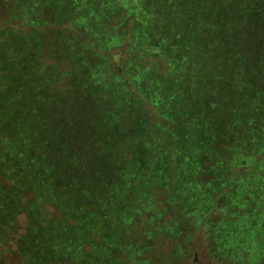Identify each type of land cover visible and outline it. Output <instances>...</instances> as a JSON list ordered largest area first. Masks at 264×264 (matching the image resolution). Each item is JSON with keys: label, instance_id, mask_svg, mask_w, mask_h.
Returning <instances> with one entry per match:
<instances>
[{"label": "rangeland", "instance_id": "rangeland-1", "mask_svg": "<svg viewBox=\"0 0 264 264\" xmlns=\"http://www.w3.org/2000/svg\"><path fill=\"white\" fill-rule=\"evenodd\" d=\"M0 30L2 264L24 260L32 208L65 234L59 264L118 262L103 231L132 212L155 264H263L264 0H0ZM91 184L117 212H90Z\"/></svg>", "mask_w": 264, "mask_h": 264}, {"label": "trees", "instance_id": "trees-1", "mask_svg": "<svg viewBox=\"0 0 264 264\" xmlns=\"http://www.w3.org/2000/svg\"><path fill=\"white\" fill-rule=\"evenodd\" d=\"M12 1L13 0H7L8 4H12ZM4 3L6 4V2H4ZM49 15H51V12H49ZM7 29H5V30H7ZM127 52H128V49H127ZM109 70H110V68H108L106 71H109ZM106 71L103 72L104 75H105ZM95 80H97V79H95ZM120 81H121V83L125 81V79L123 78V74L120 75ZM111 85H116L114 79H112ZM92 88H94V87H92ZM92 88L87 89L88 91H87V94L85 96L86 101L91 102L94 100L93 98H95V91ZM84 90H83V92H84ZM135 92L136 91H134V94H135ZM109 93H110V90L105 91L106 96H108ZM82 96H83V93H82ZM143 109H145V108L142 107L139 109H134V110H132V111H134V113L132 111L131 112L133 113L134 117L141 118ZM123 114L125 115L126 113H123ZM126 133H129L130 138L133 139L132 134L135 133L134 130H130V132L126 131ZM149 133H151V130H149ZM118 141H119V139H118ZM100 145H101V143L97 144L96 150L98 148H100ZM84 146H86L85 140H82L81 143L73 146V151L76 152L79 150V148H82ZM83 151L85 152V155L81 156V159H84L87 161L89 160V158H92L93 154H95V152L90 151L89 147L83 148ZM128 153H129V150H128ZM126 164H129V163H125L124 166ZM44 166H46L45 163H44ZM128 169H129V171H131V170L133 171L131 166ZM139 176L141 178H143L145 175L139 174ZM2 178H4V177H2ZM8 183H10V182L6 181V179H5V181H3L4 185H6ZM31 186H32V184H31ZM89 189H90L89 192L91 194V196L89 198L92 201V208L90 209V212H117V211H109L108 202H110L112 200V196L107 194V196L104 197V200H103V207H101L100 203L96 200L97 197H95V195L98 192V188H96L93 184H91L89 186ZM4 190H9V188H7V186H6V188H4ZM36 195H37L36 193H30L31 199H33ZM104 202H106V203H104ZM22 204H24L23 201H22ZM46 205H48V204H46ZM96 205H97L98 210L96 209ZM23 206H25V205H23ZM46 208L45 209L47 212H55V213H58L59 212L58 210L60 209L58 204H57V206L48 205V206H46ZM16 209H19V205H17V204H15L13 206V210L15 211ZM33 211H34V208L29 210V212L24 210V212L27 214V216L29 218L28 219L29 224L27 226L26 235L24 237H22L19 241V250L18 251H19V254L24 258V260L20 264H59L63 260H65V261L71 260V261L75 262L68 255L64 258H62L61 255H59L60 253H64L63 250L65 249L64 246H61L62 244L66 243L65 242L66 237H65V234L63 231H60L59 229L55 228V226L52 225L50 222L44 223L40 226H37V222L39 220H41L43 218L53 220L54 219L53 216L47 217L45 214L41 215L42 214L41 212H33ZM5 212H6V210L1 209V207H0V224L1 225L3 224V220H6ZM128 212H132V210H128ZM6 213L8 215L7 220L10 221V213L11 212H6ZM20 213H23V212H20ZM181 214L184 215L183 213H181ZM212 214H214L212 216V218L215 217L214 220L217 223L222 221L224 218L228 217V215L225 212H213ZM134 216H135V214L132 212V218L130 219V221L123 224L125 226L124 234L119 233L117 230L114 231L113 233H110V232H108L107 228L104 229L103 239H107L108 236H115L116 239L118 240V243H121V246L128 251V254H125V255L119 254V252L117 250H113V249H111L109 252H106V254L108 256L107 261L111 260V258L113 257L111 252L114 251V252H116L115 255H119L118 262H115V261L112 262L111 261V263H107V264H141L142 261L147 259V256L149 258L148 264H155L153 259L156 256V254H153V255L149 254L151 247H149L143 251L134 249V247H137V245L139 244V242H138L139 237L137 238L136 233H133L136 230L135 225H134L136 223V221L135 222L133 221ZM186 216H189V215H186ZM155 224H157V221L153 220V221H151L150 225L153 227V226H155ZM17 226H18V224H17ZM211 230L208 227L207 231L209 232L208 233V239L210 241L209 242L210 253L212 251V245H211L212 244V240H211L212 234L210 232ZM14 232H16V231L13 229V226H11V225L6 231H3V228L0 227V235H1L2 239L4 240V242H8L10 236ZM141 232H142V229H141ZM73 235H74V239L76 240V243H79L80 242V234L76 232ZM141 236L146 237V233L144 232ZM103 239L99 238L98 242H104ZM146 239L147 240L149 239L148 235H147ZM37 241L40 243L41 246H39L38 248H33V246L36 244ZM60 246H61L60 252L56 253L55 251L57 249H59ZM82 249H83L82 250L83 253H88V251L85 247H83ZM211 255H212V253H211ZM83 259L87 262V264H89L88 260H86V258H83ZM84 260H79L80 261L79 264H86L84 262ZM0 264H2V263L0 262ZM99 264H106V262L99 263ZM263 264H264V262H263Z\"/></svg>", "mask_w": 264, "mask_h": 264}]
</instances>
